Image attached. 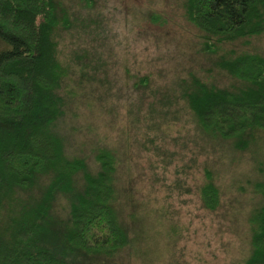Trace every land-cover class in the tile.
Wrapping results in <instances>:
<instances>
[{"label": "rangeland", "instance_id": "374dc122", "mask_svg": "<svg viewBox=\"0 0 264 264\" xmlns=\"http://www.w3.org/2000/svg\"><path fill=\"white\" fill-rule=\"evenodd\" d=\"M61 1L73 21L59 44L75 91L63 124L70 149L91 166L98 146L119 158L116 205L132 242L108 264L240 262L250 251L247 217L263 203L251 187L264 163V131L243 150L208 137L181 91L194 76L238 85L215 60L227 51L264 57V34L209 54L183 16V0ZM209 180L219 191L213 210L200 196ZM65 203H57V217Z\"/></svg>", "mask_w": 264, "mask_h": 264}, {"label": "trees", "instance_id": "16d2710c", "mask_svg": "<svg viewBox=\"0 0 264 264\" xmlns=\"http://www.w3.org/2000/svg\"><path fill=\"white\" fill-rule=\"evenodd\" d=\"M182 6L204 53L264 34V0ZM72 22L61 0H0V264H108L132 242L116 205V149L96 147L91 166L70 149L63 126L75 91L59 44ZM215 65L239 84L220 87L194 76L181 97L206 136L243 150L264 131V57L227 51ZM258 171L251 188L263 203L249 212L250 251L236 264H264L263 162ZM200 196L206 208L217 207L211 180ZM65 199L64 217H57Z\"/></svg>", "mask_w": 264, "mask_h": 264}]
</instances>
